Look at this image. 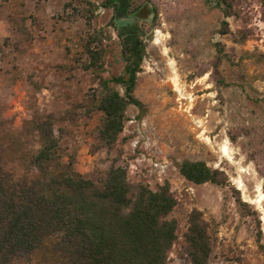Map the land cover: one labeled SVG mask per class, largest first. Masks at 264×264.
Masks as SVG:
<instances>
[{"label":"rangeland","instance_id":"rangeland-1","mask_svg":"<svg viewBox=\"0 0 264 264\" xmlns=\"http://www.w3.org/2000/svg\"><path fill=\"white\" fill-rule=\"evenodd\" d=\"M136 1L126 17L146 31L134 88L143 111L128 105L123 130L107 147L100 114L87 113L83 103L98 90V74L110 79L123 71L116 11L105 0H0V165L16 179L32 177L31 156L50 126L63 160L73 159L86 177L118 164L133 183L155 189L169 182L177 199L170 215L178 222L169 264H189L183 246L193 209L212 235L207 264H264L254 215H242L233 196L236 188L256 212L264 244V5L233 0L225 16L219 0ZM95 30L109 36L101 70L84 66L83 44ZM217 44L229 82L221 88L211 75ZM184 159L223 170L228 185L186 180L178 171ZM37 259L23 255L12 264Z\"/></svg>","mask_w":264,"mask_h":264},{"label":"trees","instance_id":"trees-1","mask_svg":"<svg viewBox=\"0 0 264 264\" xmlns=\"http://www.w3.org/2000/svg\"><path fill=\"white\" fill-rule=\"evenodd\" d=\"M105 1L106 6L117 10V0ZM260 1L264 5V0ZM232 3L233 0H219L216 7L230 16ZM139 5L136 0H128L126 11L133 13ZM115 18L123 71L110 79L98 74V90L83 103L87 113L100 114L99 137L107 147L117 142L127 120L128 105L143 111L134 88L137 74L142 71L146 31L126 16ZM227 30L224 22L222 33ZM107 38L101 30L88 34L82 48L86 69L103 68V41ZM216 46L211 75L221 88L229 85L220 69L226 54ZM59 150V140L47 126L40 147L30 159L36 169L32 177L16 179L0 165V264H12L23 255L37 257L35 264H169V251L178 229L177 220L170 215L177 199L169 182L155 189L133 183L126 169L118 164L110 165L103 176L86 177L74 169L73 159L63 160ZM178 171L195 184L229 183L223 170L200 159L182 160ZM233 193L239 212L254 215L255 241L264 257L260 219L242 200L239 190L233 188ZM184 240L188 263L207 264L212 235L198 209L187 216Z\"/></svg>","mask_w":264,"mask_h":264},{"label":"water","instance_id":"water-1","mask_svg":"<svg viewBox=\"0 0 264 264\" xmlns=\"http://www.w3.org/2000/svg\"><path fill=\"white\" fill-rule=\"evenodd\" d=\"M117 3H118V7H117V10H116V16L117 17H124L126 16V10H127V6H128V0H117ZM146 10V6H144L140 13L137 14L138 17L142 16L144 17V12Z\"/></svg>","mask_w":264,"mask_h":264},{"label":"flooded vegetation","instance_id":"flooded-vegetation-1","mask_svg":"<svg viewBox=\"0 0 264 264\" xmlns=\"http://www.w3.org/2000/svg\"><path fill=\"white\" fill-rule=\"evenodd\" d=\"M146 4H144L143 6H142V8L145 6ZM126 14H127V12H126Z\"/></svg>","mask_w":264,"mask_h":264}]
</instances>
